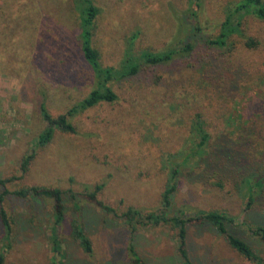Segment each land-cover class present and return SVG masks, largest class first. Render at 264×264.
Returning <instances> with one entry per match:
<instances>
[{
	"label": "rangeland",
	"instance_id": "1",
	"mask_svg": "<svg viewBox=\"0 0 264 264\" xmlns=\"http://www.w3.org/2000/svg\"><path fill=\"white\" fill-rule=\"evenodd\" d=\"M93 1L100 9L93 45L105 67L121 65L135 35L137 54L187 43L195 49L136 77L112 81L116 102L76 116L75 134L56 130L51 143L38 148L36 141L47 127L42 101L56 118L95 87L80 49V13L74 0H0V179H12L0 185V196L10 192L2 206L13 228L8 243L0 221L5 264L60 262L51 240L53 202L12 194L35 186L66 193L60 233L65 264H133L130 241L145 264H181L178 229L139 223L131 239L130 221L123 214L129 207L146 213L161 209L172 168L167 158L188 153L198 114L211 134V149L237 153L242 168L226 171V176L223 171L218 178L183 168L168 216L225 212L235 218L228 231L264 259V241L251 231L264 227V190L248 207L243 183L253 173L264 178V22L246 16L242 36L232 37V49H221L207 40L220 34L241 0H200L198 6L193 0ZM249 39L258 44L248 47ZM30 154L34 160L23 173L22 161ZM178 156L174 160L182 161ZM221 178L224 186H214ZM102 183L98 200L114 213L81 197L86 187ZM74 219L93 243L91 256L70 237ZM186 229L193 264H254L213 226L191 224Z\"/></svg>",
	"mask_w": 264,
	"mask_h": 264
},
{
	"label": "trees",
	"instance_id": "2",
	"mask_svg": "<svg viewBox=\"0 0 264 264\" xmlns=\"http://www.w3.org/2000/svg\"><path fill=\"white\" fill-rule=\"evenodd\" d=\"M76 7L80 13V49L82 56L86 63L92 70L95 82L94 89L83 100L76 103L70 108L67 113L58 117H53L44 101L40 104V113L43 120L47 123L45 130L39 135L36 146L38 148L45 147L50 144L54 138L56 130L64 133L75 134L76 127L73 124V118L84 113L85 111L94 108L102 103H114L118 100V95L115 93L110 83L113 81H121L127 78H133L149 69L158 66L169 64L178 57H183L191 54L195 46L192 43H187L177 48L168 49L163 52L144 51L137 54L134 51L135 41L138 38L133 36L130 38L125 51L123 62L118 68L105 67L101 62V54L93 45L94 31L96 28V20L100 15V9L95 5L93 0H74ZM194 4L198 6L200 0H193ZM246 16H254L264 22V0H241L233 10L230 11L226 20L221 26L220 34L215 38H209L207 44L211 47L232 49L231 39L233 36H242L243 21ZM258 43L253 39H249L246 45L253 48ZM192 142L188 149V153L184 155H170L167 158L171 165V173L167 187L162 195V207L157 212H147L143 209L129 207L123 216L130 221L129 226L132 234L138 230L139 223H148L152 226L161 224H172L174 228L178 229V237L180 245L178 248L182 263L193 264L187 249V229L188 225H211L221 235H223L232 249L237 251L240 255L253 262L254 264H264V259L259 256L253 248L243 239L228 231V225L235 221V218L230 217L225 212L220 211H198L196 214L187 216H168V210L172 205V198L178 191L182 170L185 167L201 169L202 174L209 172L218 175L226 171H240L242 168V159L237 156V153L228 151L225 147L216 150L211 149V134L206 129V123L202 115L198 114L193 121L192 126ZM212 150V151H211ZM182 156L183 160L177 162L176 157ZM35 154H30L24 157L22 161V172L26 173L29 170L31 162L34 160ZM233 162V164L231 163ZM194 165V166H193ZM231 176V173H230ZM12 179H0V185L5 187ZM224 180H218L214 186L222 188ZM244 185L248 188V207L252 206L257 201L259 195L264 190V178L257 173L246 176L243 179ZM105 183L97 184L93 189L86 187L81 197L92 202L97 203L104 210L114 213L115 210L110 206L105 205L98 200L99 193L104 189ZM10 192H5L0 196V218L6 231L5 239L10 243V237L13 232L11 222L8 219L6 210L2 206L4 198ZM13 195L26 199H46L54 204V219L55 226L52 230L51 240L53 242V251L55 257H60L59 264H65L62 243L60 240V233L63 231L66 219V193L58 188L48 187H31L17 190ZM77 195L73 194L75 200ZM183 213V212H182ZM251 231L262 238L264 241V227H256ZM70 237L79 243L83 251L91 256L94 252L93 243L85 231V227L79 220L74 219L70 222ZM10 244L7 245L9 249ZM129 256L133 264H145L138 255L135 246L131 243L128 246ZM6 256L0 253V264H5Z\"/></svg>",
	"mask_w": 264,
	"mask_h": 264
}]
</instances>
